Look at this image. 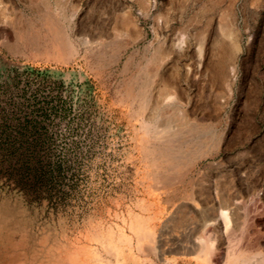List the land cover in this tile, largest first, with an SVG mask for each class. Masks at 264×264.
<instances>
[{
  "label": "rangeland",
  "instance_id": "374dc122",
  "mask_svg": "<svg viewBox=\"0 0 264 264\" xmlns=\"http://www.w3.org/2000/svg\"><path fill=\"white\" fill-rule=\"evenodd\" d=\"M0 264H264V0H0Z\"/></svg>",
  "mask_w": 264,
  "mask_h": 264
},
{
  "label": "bare ground",
  "instance_id": "6f19581e",
  "mask_svg": "<svg viewBox=\"0 0 264 264\" xmlns=\"http://www.w3.org/2000/svg\"><path fill=\"white\" fill-rule=\"evenodd\" d=\"M30 44H32V46H34V45H36L35 43H30ZM37 46V45H36ZM35 47V46H34ZM139 94V97H140V99L141 100H143L144 99V95H143V93H138ZM145 104V103H144ZM212 131V130H211ZM164 160H170V161H173L174 163H176V162H178V160H179V158H177V157H174V158H165Z\"/></svg>",
  "mask_w": 264,
  "mask_h": 264
},
{
  "label": "crops",
  "instance_id": "0c3cea01",
  "mask_svg": "<svg viewBox=\"0 0 264 264\" xmlns=\"http://www.w3.org/2000/svg\"><path fill=\"white\" fill-rule=\"evenodd\" d=\"M179 163L177 162V163H174V164H172V165H178Z\"/></svg>",
  "mask_w": 264,
  "mask_h": 264
}]
</instances>
